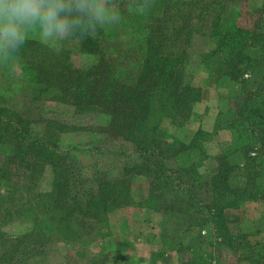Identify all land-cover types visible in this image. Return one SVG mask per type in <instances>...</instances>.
Segmentation results:
<instances>
[{"label": "trees", "instance_id": "obj_1", "mask_svg": "<svg viewBox=\"0 0 264 264\" xmlns=\"http://www.w3.org/2000/svg\"><path fill=\"white\" fill-rule=\"evenodd\" d=\"M235 1L115 0L137 11L130 25L135 40L126 46L101 30L57 50L32 38L12 57L31 101L53 99L77 112L100 111L109 117L103 132L131 142L132 149L116 153L125 157L118 170L97 167L86 176L60 145L66 125L30 116L1 95L6 155L0 171V264H30L52 239L80 240L104 228L110 213L130 202L133 180L144 181L147 202L162 209L167 222L182 215L185 231L202 221L230 232L228 209L264 202V0H240L238 11ZM244 2L249 25L240 22ZM209 20L210 44L200 62L219 84L234 89L215 121V132L228 129L232 140L216 169L207 172L204 143L212 133L201 128L185 140L164 124L183 125L202 97L201 87L187 84L185 74L194 35ZM74 52L88 61L76 65ZM11 164L18 166L17 175L6 170ZM13 216H28L30 230L7 235L1 226ZM181 244V253L193 247Z\"/></svg>", "mask_w": 264, "mask_h": 264}, {"label": "rangeland", "instance_id": "obj_2", "mask_svg": "<svg viewBox=\"0 0 264 264\" xmlns=\"http://www.w3.org/2000/svg\"><path fill=\"white\" fill-rule=\"evenodd\" d=\"M118 5L123 10L122 20L106 32L112 33L119 39L120 45L126 46L135 40V29L130 25L137 22V11L133 7ZM231 5L238 11L242 1L231 2ZM243 12L245 14L240 22L249 25L251 21L247 2L243 3ZM210 27L211 20L204 29L199 28L195 33L189 47V64L185 74L187 84L201 87L202 97L194 105L192 115L183 125L168 122L164 124L167 130L185 140H189L201 128L212 133L204 143L207 156L203 159L202 170L207 172L216 169L220 153L232 140V133L228 129L215 132L213 121L225 98L234 89L232 83L225 86L219 84L200 62V54L209 48ZM15 60H0V71L4 75L0 76V96L3 95V101L35 118L54 119L66 125L67 130L61 133L60 145L86 176L92 175L97 167L109 171L118 170L125 157L116 153L123 149H132V144L103 132L102 128L108 124L109 117L100 111L77 112L73 105L59 100L31 101L28 98L30 87L23 79L24 76L17 73ZM72 60L76 65H83L88 61L78 52H74ZM7 115H2L1 118L5 120ZM4 145L0 140V171L5 168ZM6 170L11 175H17L18 166L11 164ZM43 186L49 187L48 182ZM146 187L144 181L133 180L130 202L112 211L109 223L104 228H98L92 235L80 240L52 239L41 248V253L30 257L28 263L264 264L263 201H247L240 207L228 209L226 215L230 232L224 230L219 233L214 224L202 221L185 231L182 215L167 222L165 212L147 202ZM27 218L25 216L23 220L13 216L2 224L1 230L9 236H18L30 230L31 223ZM182 230L184 231L180 232ZM181 242L189 243L193 247L181 253L178 251ZM191 260L193 261L190 263Z\"/></svg>", "mask_w": 264, "mask_h": 264}, {"label": "clouds", "instance_id": "obj_3", "mask_svg": "<svg viewBox=\"0 0 264 264\" xmlns=\"http://www.w3.org/2000/svg\"><path fill=\"white\" fill-rule=\"evenodd\" d=\"M115 0H0V60L7 61L35 38L57 50L119 24Z\"/></svg>", "mask_w": 264, "mask_h": 264}, {"label": "crops", "instance_id": "obj_4", "mask_svg": "<svg viewBox=\"0 0 264 264\" xmlns=\"http://www.w3.org/2000/svg\"><path fill=\"white\" fill-rule=\"evenodd\" d=\"M216 121V116H215V120L213 121V122H215ZM222 130V129H221ZM221 130H219V132L221 131Z\"/></svg>", "mask_w": 264, "mask_h": 264}]
</instances>
